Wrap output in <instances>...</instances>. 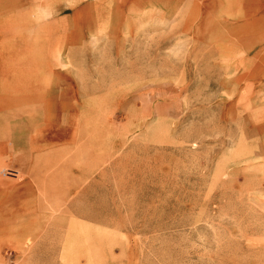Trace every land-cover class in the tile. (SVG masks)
I'll use <instances>...</instances> for the list:
<instances>
[{"label":"rangeland","instance_id":"obj_1","mask_svg":"<svg viewBox=\"0 0 264 264\" xmlns=\"http://www.w3.org/2000/svg\"><path fill=\"white\" fill-rule=\"evenodd\" d=\"M0 264H264V0H0Z\"/></svg>","mask_w":264,"mask_h":264},{"label":"crops","instance_id":"obj_2","mask_svg":"<svg viewBox=\"0 0 264 264\" xmlns=\"http://www.w3.org/2000/svg\"><path fill=\"white\" fill-rule=\"evenodd\" d=\"M32 115H34L33 113H32ZM32 115H31V117L30 118H32ZM34 118V117H33ZM35 119H37V118H35ZM40 124V123H39ZM41 125V124H40ZM27 131H28V129H27ZM29 131L30 132H33V129L31 128V129H29ZM31 137H32V135H31ZM30 137V138H31ZM31 142H34L33 141V139L31 138V140H30ZM29 145V142H28V144H27V146ZM26 146V145H25ZM29 151L31 152L32 150L31 149H29ZM35 151V150H34ZM33 151V152H34ZM30 156H32V153L30 154ZM78 172H79V175L81 174V170L79 169L78 170ZM36 185L37 184H35V185H33L30 181L28 182V183H26L24 186H23V188L24 187H26V189H28L27 191H25V192H27L26 194H27V200H26V206H28L27 205V203L29 202L28 200H30V201H32L31 203H30V206L31 205H34L35 204V200H36V197H37V195H38V193H37V191H36ZM22 186V185H21ZM21 188V187H20ZM19 188V189H20ZM18 194V193H17ZM66 212L67 213H73V214H75V212L73 211V210H71V207H70V205L69 206H67V208H66ZM65 213V212H64Z\"/></svg>","mask_w":264,"mask_h":264}]
</instances>
